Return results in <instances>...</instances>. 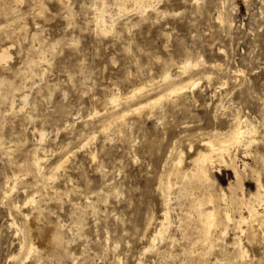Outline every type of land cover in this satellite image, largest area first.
<instances>
[{
  "label": "rangeland",
  "instance_id": "374dc122",
  "mask_svg": "<svg viewBox=\"0 0 264 264\" xmlns=\"http://www.w3.org/2000/svg\"><path fill=\"white\" fill-rule=\"evenodd\" d=\"M125 2L127 12L123 0H0V50L9 53L0 62V264H264L256 224L254 240L229 227L223 238L211 230V247L202 241L192 201L225 189L230 171L183 182L186 195L176 186L168 230L150 240L166 210L159 183L179 155L181 168L191 167L202 141L228 133L237 114L257 129L249 150L264 152V0H143L144 12ZM185 61L191 66L181 70ZM178 85L182 92L133 111ZM132 88L142 90L132 97ZM109 92L120 100L111 103ZM242 148L232 151L245 160ZM244 188L256 190L251 179ZM44 230L59 241L30 250Z\"/></svg>",
  "mask_w": 264,
  "mask_h": 264
},
{
  "label": "bare ground",
  "instance_id": "6f19581e",
  "mask_svg": "<svg viewBox=\"0 0 264 264\" xmlns=\"http://www.w3.org/2000/svg\"><path fill=\"white\" fill-rule=\"evenodd\" d=\"M128 1V0H127ZM133 5H134V10L136 9H140L141 11V8H147L145 7L143 0H131ZM103 2V0H102ZM118 2V1H117ZM60 3V4H59ZM59 6H63V7H69L71 5H68L69 3V0H59ZM71 3V2H70ZM94 3V2H93ZM100 5H101V2H99ZM115 3V2H114ZM94 5L92 7V9L94 10L93 12H95L98 17H99V22L102 26V28L100 27L101 31L105 34V33H108L110 32L112 29L110 26L107 25V19L104 18V15L103 13L104 12L97 6V4H92ZM99 5V4H98ZM105 5V4H103ZM148 5V4H147ZM106 6V5H105ZM117 6V5H116ZM91 7V6H90ZM89 7V8H90ZM102 7V6H101ZM72 8V7H71ZM70 8V9H71ZM69 9V10H70ZM120 8L118 7V10ZM91 10V9H90ZM143 10V9H142ZM66 11V10H64ZM107 11V10H106ZM121 11H125L127 12V7H126V2L125 0H123V3H122V8H121ZM145 11V9H144ZM144 11H141V12H144ZM68 12V11H67ZM140 12V13H141ZM120 13V12H119ZM96 17V16H95ZM93 18V17H92ZM95 19V18H93ZM218 19L221 21L222 18H221V15L218 16ZM92 20V19H91ZM97 20V18H96ZM222 22V21H221ZM94 23V22H92ZM99 24V25H100ZM99 27V26H98ZM7 59H9V53H8V50L7 48H2L0 50V62H5ZM41 59V58H39ZM188 59V58H187ZM43 62V61H42ZM184 63V62H182ZM196 64V63H195ZM192 65H194V63H192ZM191 66V63L190 61H185V63L179 67L181 70H186V68L190 67ZM214 66V65H213ZM194 67V66H193ZM212 67V66H211ZM210 67V68H211ZM213 68V67H212ZM180 71V70H179ZM180 73V72H178ZM185 73V72H184ZM166 75V73H165ZM164 75V76H165ZM208 75V74H207ZM181 76V74H180ZM163 77V76H162ZM177 77V75H176ZM179 77V76H178ZM205 77V75H204ZM209 77V76H208ZM166 79H169V74L166 75L165 77ZM172 78V77H171ZM207 77H205L204 79H206ZM162 79V78H161ZM160 79V81H161ZM177 79V78H176ZM190 79V78H189ZM171 80V79H170ZM188 80V78H187ZM197 81V80H196ZM154 82V81H153ZM152 82V83H153ZM169 82V81H168ZM158 84V83H157ZM156 84V85H157ZM190 84V86L192 88L196 87L198 85V83H195V82H192V83H188ZM146 85V83H145ZM148 85V84H147ZM150 85V84H149ZM148 85V86H149ZM16 88V86H14ZM144 87V86H142ZM167 87V86H165ZM164 87V88H165ZM12 88V87H11ZM9 88V89H11ZM149 88V87H147ZM185 88V86H174L173 89H170V91L167 93L166 91V94H162L160 96H157L155 98H151L149 99L147 102H145L144 104H137L139 106H135L133 108V111L138 113L140 110L146 108V107H149V108H153L155 107L163 98H166V97H169L171 95H175L179 92H182L183 89ZM142 90V88H138V89H135L133 90L132 88V94L131 96H135L136 93H139L140 91ZM146 90V89H145ZM143 91H144V88H143ZM164 91V90H163ZM112 92V91H111ZM109 92V93H111ZM118 92V91H116ZM148 92V91H146ZM149 93V92H148ZM112 94V93H111ZM114 94V92H113ZM112 94V95H113ZM121 94V93H120ZM128 92L124 95V96H128L130 94H128ZM146 94V93H145ZM111 96V95H110ZM130 97V96H129ZM131 98V97H130ZM129 99V98H128ZM119 95H113L111 98H110V102L111 103H115L117 101H119ZM126 101V100H125ZM121 102V101H120ZM13 103V102H12ZM104 106V104H103ZM116 106V105H115ZM118 107V106H117ZM114 109V107H112ZM105 109V108H104ZM127 109V108H126ZM124 111V110H122ZM121 111V112H122ZM126 111V110H125ZM129 111V109L127 110ZM97 112V111H96ZM104 112V111H103ZM109 112V111H108ZM114 112V110H113ZM131 112V111H130ZM112 113V112H110ZM123 113V112H122ZM126 113V112H125ZM238 113V112H237ZM98 114V113H97ZM105 114V113H104ZM96 115V114H95ZM106 115V114H105ZM235 115V114H234ZM110 117V116H109ZM234 117V116H233ZM113 118V117H112ZM117 118H120V116ZM232 118V117H231ZM106 119V118H105ZM234 119V122H233V125L231 126V130L228 132V133H225V134H221V135H216L214 137H211L210 138H207L206 140H203L202 141V146L204 147L203 149L201 150H198L195 154V157L194 159H192V165L191 167L183 170L181 168V165H182V162H183V158H182V155H179L178 158L172 163V168L171 170L169 171V173H167L166 175V178L164 179V181L160 182L159 183V189H160V192H161V196H162V200H163V204H164V207L166 208V210L164 211L163 213V220L160 221V226L158 229H155V231L153 232L152 234V237L150 238L151 242L152 243H155V241L157 239H161L164 235V233L166 232V230H168V227H169V209H170V204H171V201H172V195L175 193H173L174 189L176 188L177 186V192L176 194H178L179 196L181 195H186L188 194V190H191V189H188V183L190 180L192 179H196L198 180L199 182H202V183H208L213 176V173H217V174H220V172L223 170V171H230L232 173V180L229 181L227 187L224 189L222 187H217L218 188V192L217 194H210L206 197H197L194 199L193 204V208L195 209L194 211H196L195 213H197V216L198 217H195V218H198L199 219V222L202 223V228L200 230L201 234H202V237H203V242L204 244H207L208 246L211 245L212 243V236H211V230L214 229V228H219L220 229V236L223 238L227 232V229L229 227H232L233 230H238L240 232L241 235H243L245 232L246 234L249 235V239L251 238L252 240L255 239V229H254V225L256 224L258 227L260 228H263L264 229V181H263V177H264V152L261 153L257 150L255 151H250V147L255 144L256 142V139H255V134L257 132V129L255 127V125H253L251 122L247 121L245 118L242 119L238 116L235 117V118H232ZM112 120V119H111ZM116 121V120H115ZM118 121V120H117ZM119 122V121H118ZM121 122V121H120ZM107 123V121H106ZM114 121L112 122L111 121V124H113ZM105 124V123H104ZM117 124V123H115ZM119 124V123H118ZM122 124V123H121ZM117 126V125H116ZM122 126V125H121ZM106 127V126H105ZM104 127V128H105ZM112 126L110 125L109 128H111ZM103 128V129H104ZM116 128V127H115ZM114 128V129H115ZM120 128V127H119ZM108 130V128H107ZM110 130V129H109ZM119 131V130H118ZM219 133V132H218ZM223 133V132H222ZM209 137V136H208ZM264 138V137H263ZM201 141V140H200ZM201 143V142H200ZM242 146V150H245L244 151V159H240L238 156H237V153L235 151H232V149H237L238 147ZM67 147V146H66ZM2 148V146H1ZM64 149V146L63 148ZM3 150V149H2ZM61 150V149H60ZM241 150V151H242ZM5 151V150H3ZM7 151V150H6ZM239 151V150H237ZM64 152V151H63ZM62 152V153H63ZM68 153V152H67ZM66 154V153H64ZM59 155V154H58ZM65 156V155H64ZM63 156V157H64ZM11 157V156H10ZM67 157V156H66ZM69 157V156H68ZM247 159H250L252 162H248L246 161ZM30 161V160H29ZM33 161L35 163V166L37 169H39L40 167L43 168V163H42V158L40 156H38L37 154L34 155L33 157ZM10 162V161H9ZM42 163V165H41ZM12 165V163L10 164ZM14 165V164H13ZM18 165V164H17ZM23 167V166H22ZM21 167V168H22ZM26 167V166H25ZM24 167V168H25ZM54 167V166H53ZM50 169V168H48ZM62 169V168H61ZM33 170V169H32ZM53 170V169H52ZM51 170V172H52ZM56 169H54L55 171ZM40 171V170H39ZM42 171V170H41ZM45 171V169H44ZM50 172V174H51ZM57 172V171H56ZM18 174V173H17ZM24 174V173H23ZM39 174V173H38ZM53 174V173H52ZM44 176V175H43ZM46 176V175H45ZM48 177V176H47ZM54 178V176H53ZM11 179V178H10ZM47 178H45V181H46ZM180 179L181 180V184H179V188H178V185H177V180ZM248 179H251L254 184H255V188L256 190L254 192H250L248 195H246V191H245V188H244V183L246 180ZM7 180V179H6ZM11 182V181H10ZM185 182H188L186 183V185L184 184ZM213 182V181H212ZM53 183V182H52ZM17 184V183H15ZM35 184H37V182H35ZM47 184V183H45ZM51 184V183H50ZM48 185V184H47ZM193 186V185H192ZM48 187V186H47ZM50 187V186H49ZM40 188V187H39ZM52 188V187H51ZM194 188V187H193ZM212 188V187H211ZM5 189V188H4ZM10 189H11V186H10ZM53 189V188H52ZM39 190V189H38ZM176 190V189H175ZM6 191V190H5ZM37 191V190H36ZM52 191V190H50ZM193 192V191H191ZM210 192V191H209ZM7 193V192H6ZM40 194V192H37V194ZM43 193V192H42ZM48 192H46L47 194ZM35 194V193H34ZM52 194V193H51ZM50 194V195H51ZM56 194V193H54ZM53 194V195H54ZM62 194V193H61ZM33 195V194H32ZM45 195V194H44ZM43 195V197H44ZM30 196V194H29ZM41 196V195H40ZM39 196V197H40ZM52 196V195H51ZM160 196V197H161ZM191 196V195H190ZM189 196V197H190ZM202 196V194H201ZM175 197V196H174ZM27 198V197H26ZM183 198V197H182ZM185 198V196H184ZM6 199V198H5ZM176 199V198H175ZM179 199V198H177ZM25 201V200H24ZM30 201H32V199H30ZM177 201V200H176ZM7 202V201H6ZM12 202V201H11ZM39 202V201H38ZM162 202V201H161ZM24 203V202H23ZM32 203V202H31ZM30 203V204H31ZM14 204V203H13ZM27 204V203H26ZM29 204V203H28ZM190 204V205H191ZM15 205V204H14ZM20 206V205H19ZM23 206V205H22ZM25 206V205H24ZM189 206V205H188ZM8 207V205H7ZM17 207V210H18V206ZM32 207V206H31ZM34 208V206L32 207ZM187 208V207H186ZM188 209V208H187ZM191 209V207H190ZM30 210V209H29ZM28 210V212H29ZM20 211V210H18ZM34 211V210H33ZM193 211V212H194ZM31 212V211H30ZM19 213V212H18ZM23 213V212H21ZM25 213H27V211H25ZM234 213L236 214V217H234ZM190 214V213H189ZM27 215V214H26ZM11 217V216H10ZM38 217V216H37ZM36 217V218H37ZM189 218V217H188ZM27 219V217H26ZM31 219V218H30ZM39 219V217H38ZM29 220V219H28ZM21 221V220H20ZM34 221V220H33ZM80 221V220H79ZM14 222V221H13ZM24 222V221H23ZM27 222V221H26ZM36 224H37V221L35 220ZM40 222V221H39ZM77 222V221H76ZM79 223V222H77ZM15 224V223H14ZM17 224V223H16ZM15 224V225H16ZM26 224H29V223H26ZM39 224V223H38ZM32 225L34 226V224L32 223ZM45 225V224H44ZM59 225V223H57V226ZM80 225V224H79ZM244 225H250V230H243L242 226ZM28 226V225H27ZM31 227V224L29 225ZM28 226V227H29ZM60 226V225H59ZM58 226V227H59ZM77 226V225H76ZM148 226V225H147ZM19 227V226H18ZM56 227V225H55ZM79 227V226H77ZM21 229V227H19ZM35 228V227H34ZM70 228V227H68ZM260 228H257V229H260ZM28 229V228H27ZM32 229V228H31ZM50 229V228H49ZM52 229V228H51ZM55 229V228H54ZM71 229V228H70ZM69 229V230H70ZM30 230V228L28 229ZM37 230V228H36ZM56 230V229H55ZM60 230V229H58ZM185 230V229H184ZM45 231V230H44ZM260 231V230H259ZM18 232V230H17ZM29 232V231H28ZM33 232V230H32ZM31 234H34V232ZM72 232V231H70ZM263 232V230H262ZM73 233V232H72ZM194 233V232H193ZM42 234V233H41ZM52 234V233H51ZM50 234V235H51ZM60 234V232H59ZM191 234V233H190ZM200 234V235H201ZM262 234V233H261ZM39 235V234H38ZM83 235V234H82ZM145 235V234H144ZM143 235V236H144ZM184 235V234H183ZM196 235V234H195ZM194 235V236H195ZM264 235V233H263ZM32 236V235H31ZM57 235H55V238L52 237L54 239V242L55 240H58V238H56ZM78 236V235H75V237ZM165 236V235H164ZM191 236V235H190ZM190 236L188 235V237L190 238ZM246 236V235H245ZM23 237V236H22ZM33 237V236H32ZM31 237V238H32ZM42 237V236H41ZM49 237L48 233L45 231L43 233V239L44 240L43 242H40L37 244V242H32L31 243V248L29 247V249L31 250L32 248H43L45 246V240ZM74 237V238H75ZM79 237V236H78ZM212 237V238H211ZM247 237V236H246ZM30 238V237H29ZM51 238V237H49ZM51 238V239H52ZM164 238V237H163ZM193 238V237H192ZM78 239V238H77ZM196 239V238H195ZM194 239V240H195ZM263 239V238H262ZM19 240V239H18ZM193 240V241H194ZM200 240V239H199ZM224 240V239H223ZM23 241V239H22ZM59 241V240H58ZM216 241V238L215 240ZM251 240H249V243H250ZM19 242V241H18ZM25 242V241H23ZM53 242V243H54ZM192 242V241H191ZM199 242V241H198ZM217 242V241H216ZM193 243V242H192ZM218 243V242H217ZM222 243V242H221ZM224 243V242H223ZM235 247L237 248L236 250H239V253L242 257H246L248 251L247 249L244 248V246L242 245V239L240 238V236H234L233 238V242H232ZM22 244V243H21ZM37 244V245H36ZM52 244V243H51ZM20 245V243H19ZM187 245H193V244H187ZM201 245V244H200ZM203 245V244H202ZM218 245V244H217ZM227 245V244H226ZM23 246V244H22ZM60 246L57 244V247ZM63 246V245H62ZM65 246V245H64ZM156 246V245H155ZM186 246V245H185ZM195 246H196V243H195ZM198 246V245H197ZM207 246V247H208ZM212 246V245H211ZM209 246V247H211ZM215 246V245H214ZM219 246V245H218ZM246 246V245H245ZM21 247V246H20ZM163 247V246H162ZM169 247V246H168ZM227 247V246H226ZM231 247V246H230ZM234 247V248H235ZM19 248V247H18ZM61 248V247H60ZM83 250L85 247H82ZM81 248V249H82ZM150 248V247H149ZM154 248V246L152 247ZM190 248V246L188 247ZM203 248V247H202ZM28 248H26L27 250ZM49 249V248H48ZM62 249V248H61ZM160 249V248H159ZM158 249V250H159ZM192 249H193V246H192ZM197 249V248H196ZM210 249V248H209ZM264 249V248H263ZM36 250V249H35ZM34 250V251H35ZM44 250H45V247H44ZM50 250V249H49ZM48 250V252H49ZM55 250V249H53ZM57 250V249H56ZM55 250V251H56ZM60 250V249H59ZM151 250V249H150ZM183 250H184V247H183ZM220 250V249H219ZM227 250V249H226ZM225 250V251H226ZM231 250V249H230ZM19 251V250H18ZM47 251V250H46ZM62 251V250H61ZM71 251V250H70ZM163 251V250H162ZM168 251V250H167ZM187 251V250H185ZM208 251V250H206ZM233 251V250H232ZM231 251V252H232ZM263 251V250H262ZM27 252V251H26ZM37 252V251H36ZM57 252V251H56ZM55 252V253H56ZM189 252V251H188ZM196 252V251H195ZM203 252V251H201ZM205 252V251H204ZM230 252V251H229ZM39 253V252H38ZM53 253V252H51ZM61 253V252H60ZM69 253V252H68ZM172 253V252H171ZM192 253H193V250H192ZM191 253V254H192ZM198 253V252H196ZM224 253V252H223ZM225 253H228V252H225ZM15 254V253H14ZM13 254V255H14ZM25 254V253H24ZM36 254V253H35ZM34 254V255H35ZM58 254V252H57ZM66 254V253H65ZM64 254V255H65ZM187 254V253H186ZM199 254V253H198ZM197 254V255H198ZM219 254V253H218ZM230 254V253H229ZM249 254V253H248ZM27 255V253H26ZM54 255V254H53ZM70 255L71 252H70ZM84 255V254H83ZM162 255V254H161ZM182 255V254H180ZM206 255H207V252H206ZM205 255V256H206ZM234 255V254H233ZM239 255V254H238ZM236 255V256H238ZM16 256V255H15ZM40 256V255H39ZM50 256V255H49ZM55 256V255H54ZM60 256V255H59ZM75 256V255H74ZM191 256V255H190ZM225 256V255H224ZM17 257V256H16ZM19 257V256H18ZM27 257V256H26ZM24 256V258H26ZM67 257V255H66ZM65 257V259H67ZM158 257V255H157ZM169 257V256H168ZM241 257V258H242ZM244 257V258H245ZM255 257V256H254ZM23 259V257H21ZM28 258V257H27ZM56 258V256H55ZM71 258V257H69ZM86 258V257H85ZM119 258V257H118ZM117 258V259H118ZM193 258V257H192ZM224 258V257H222ZM221 258V259H222ZM240 258V257H238ZM237 258V259H238ZM247 258H248V255H247ZM251 258V257H250ZM38 259V258H37ZM194 259V258H193ZM197 259V258H196ZM215 259V258H214ZM213 259V261H215ZM243 259V258H242ZM255 259V258H254ZM28 260V259H27ZM69 260V259H68ZM73 260V259H72ZM70 260V261H72ZM120 260V258H119ZM229 260V259H228ZM252 260V259H251ZM260 260V259H259ZM23 261V260H21ZM39 261V260H38ZM58 261V260H57ZM67 261V260H66ZM74 261V260H73ZM117 261V260H116ZM232 261V260H231ZM258 261V260H257ZM20 262V261H19ZM61 262V261H60ZM182 264V261H180ZM195 262V260H194ZM197 262V260H196ZM227 262V261H226ZM244 262V261H243ZM260 262V261H259ZM258 262V263H259ZM17 263V262H16ZM82 263V262H81ZM111 263V262H110ZM120 263V261L118 262ZM193 263V262H192ZM191 263V264H192ZM221 263V262H220ZM239 263V262H238ZM20 264H25L23 262H21ZM113 264V263H112ZM213 264V263H212ZM241 264V263H240ZM243 264V263H242ZM252 264H255V263H252Z\"/></svg>",
  "mask_w": 264,
  "mask_h": 264
}]
</instances>
